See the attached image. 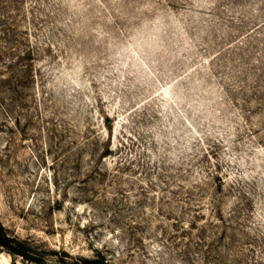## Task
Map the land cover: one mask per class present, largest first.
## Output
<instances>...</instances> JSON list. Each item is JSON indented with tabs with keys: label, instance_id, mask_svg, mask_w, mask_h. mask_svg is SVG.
Instances as JSON below:
<instances>
[{
	"label": "rangeland",
	"instance_id": "obj_1",
	"mask_svg": "<svg viewBox=\"0 0 264 264\" xmlns=\"http://www.w3.org/2000/svg\"><path fill=\"white\" fill-rule=\"evenodd\" d=\"M0 264H264V0H0Z\"/></svg>",
	"mask_w": 264,
	"mask_h": 264
},
{
	"label": "trees",
	"instance_id": "obj_2",
	"mask_svg": "<svg viewBox=\"0 0 264 264\" xmlns=\"http://www.w3.org/2000/svg\"><path fill=\"white\" fill-rule=\"evenodd\" d=\"M0 244L8 246L14 252H21L24 255L28 254L25 251V249L22 247V243H20L19 241H15V239L5 231V227L1 221H0Z\"/></svg>",
	"mask_w": 264,
	"mask_h": 264
}]
</instances>
